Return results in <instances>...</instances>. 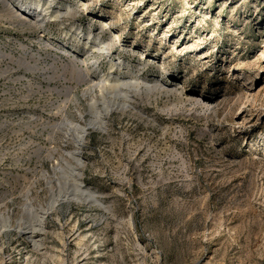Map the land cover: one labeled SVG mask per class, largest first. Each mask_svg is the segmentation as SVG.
I'll use <instances>...</instances> for the list:
<instances>
[{"label": "rangeland", "instance_id": "rangeland-1", "mask_svg": "<svg viewBox=\"0 0 264 264\" xmlns=\"http://www.w3.org/2000/svg\"><path fill=\"white\" fill-rule=\"evenodd\" d=\"M38 1L0 0V264H264V0Z\"/></svg>", "mask_w": 264, "mask_h": 264}, {"label": "bare ground", "instance_id": "bare-ground-1", "mask_svg": "<svg viewBox=\"0 0 264 264\" xmlns=\"http://www.w3.org/2000/svg\"><path fill=\"white\" fill-rule=\"evenodd\" d=\"M19 4L21 3V0H16ZM41 9V11H43L42 13L44 14V12L46 10H42V5H41V1L38 0H31V6L29 8H27V11L30 14H39L38 10ZM42 16V14L37 15ZM45 20V19H44ZM119 79L116 80V82ZM109 81L107 80H102L99 83V88L100 91L102 92L103 88H105L106 86H109ZM119 82V81H118ZM124 83H122L123 85ZM97 86V85H95ZM94 86V87H95ZM96 97V96H95ZM93 97L91 99V104L90 107H93L96 109V115L93 119H89V121L84 122V124H81L80 122L78 123H72L71 121H67L64 120L63 125L66 126V129H68L67 131V135L69 136L71 134V132L75 133L74 137H73V141L75 142V147L76 149L72 152L67 151L66 155L67 158H62L63 161V165H65V169H71V175H75V177H80L81 175H79V173H77V171H73V170H77L76 168L81 167L82 165V145L84 143L85 137L88 133V131L90 130H95V131H104L106 130V126H107V119L109 117V115L111 114V112L113 110H125L129 107V105L125 102L122 103H117L112 101H109L105 98H102L103 102V108L101 110H99L97 108V101L96 98ZM79 118L83 120V116L80 115ZM57 169L59 171H63V169H61V165H58ZM59 183V182H58ZM81 185V184H78ZM64 189H67V185H63ZM79 191H81V189L77 190V195H79ZM60 196V195H59ZM61 197V196H60ZM63 199H65V197H67V195H63ZM67 199H69L67 197ZM70 199H73V201H77V197H72ZM81 201L85 202V199L81 198ZM57 203H59V201L55 200V198L52 196L51 201H50V206L51 209H49V211H53L55 208V205H57ZM77 203H79V201H77ZM26 207H31V205H29V201H27V205ZM32 209V208H31ZM30 210V209H29ZM33 211V210H32ZM37 211H41V213H43V215H41L40 219H39V215H38V220H37V225H39L36 228H32L31 231L26 232L25 234H27V239L30 240V242L32 244H39L41 245V241H42V235L43 232L45 231V224H46V214H45V209H37ZM49 211H47V213H49ZM30 229V228H28ZM21 231V230H20ZM37 239V243H35V239Z\"/></svg>", "mask_w": 264, "mask_h": 264}]
</instances>
